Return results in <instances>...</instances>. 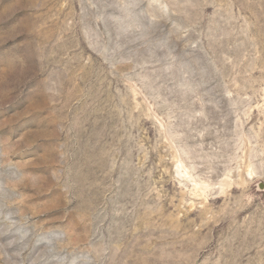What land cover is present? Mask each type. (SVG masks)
Segmentation results:
<instances>
[{"label": "rangeland", "instance_id": "1", "mask_svg": "<svg viewBox=\"0 0 264 264\" xmlns=\"http://www.w3.org/2000/svg\"><path fill=\"white\" fill-rule=\"evenodd\" d=\"M0 264H264V0H0Z\"/></svg>", "mask_w": 264, "mask_h": 264}]
</instances>
